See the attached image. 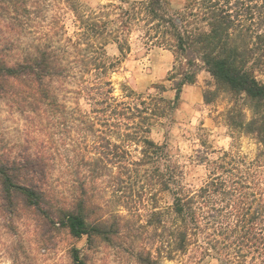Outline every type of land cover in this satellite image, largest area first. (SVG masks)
<instances>
[{"label": "trees", "instance_id": "obj_1", "mask_svg": "<svg viewBox=\"0 0 264 264\" xmlns=\"http://www.w3.org/2000/svg\"><path fill=\"white\" fill-rule=\"evenodd\" d=\"M63 1L78 18L81 32L60 50L50 41L26 49L13 41L43 11L44 0H0V101L36 130L33 125L45 115H60L66 123L75 117L81 145L80 154L70 158L69 192L53 184L52 164L41 145L32 151L27 143L18 154L0 151L5 228L14 230L15 220L30 218L46 250L57 233L85 238L84 250H69V264H96L102 248L116 250L129 264H164L191 252L195 264L208 257L217 264H264V81L257 75L264 70V0H186L177 12L168 0L138 4L156 31V45L170 50L180 68L202 61L216 85L205 101L212 102L219 92L230 96L226 124L235 149L212 161L203 158L209 161V174L196 186L186 183L168 146L150 137L156 122L178 107L183 88L195 83V72L183 70L173 100L132 90L123 96L127 100L118 99L112 82L102 80L120 59L108 62L105 48L115 43L124 57L128 43L121 32L132 27L136 15L125 10L126 20H103L108 15L103 11L82 14L79 0ZM74 70L83 80L95 73L100 81L86 88L93 101L88 113L67 112L60 102L57 84L65 89L77 77ZM154 89L166 91L163 86ZM242 135L255 141L254 157L237 147ZM107 177L113 197L128 215L142 207V224L103 211L96 189ZM162 194L171 198L166 207L160 206Z\"/></svg>", "mask_w": 264, "mask_h": 264}, {"label": "rangeland", "instance_id": "obj_2", "mask_svg": "<svg viewBox=\"0 0 264 264\" xmlns=\"http://www.w3.org/2000/svg\"><path fill=\"white\" fill-rule=\"evenodd\" d=\"M143 1L79 0V8L82 14L102 11L107 13L108 15H103V20L118 18L126 20L127 16L122 13L125 10L131 11V15H136L132 27L121 32V37L128 43L124 57L121 56L115 43L111 42L105 48L108 62L115 63L117 58L120 59L102 80L104 82L109 79L112 82L113 95L118 99L122 100L126 92L132 90L144 97L154 95L173 100L176 95L175 84L182 79L180 74L183 70L195 72V83L183 88L178 107L156 122L150 137L156 143L168 146L185 173L186 183L196 186L207 179L209 161L215 160L224 151L235 149L232 148L234 143L226 124V114L231 106L230 96L219 92L212 102L205 101V94L215 91L214 79L202 61L198 60L193 67L187 66L182 69L170 50L156 45V31L152 29V25H149V18L138 6ZM168 1L176 12L182 10L186 2V0ZM44 3L46 7L29 22L28 29L17 31L21 35H14L13 41L17 48L26 49L39 41L43 43L50 41L61 50L68 46V40L79 39L81 24L68 5L63 0H44ZM104 6L106 8L102 9ZM132 8L136 9L133 11ZM117 24L116 22L114 25ZM45 34L47 37L44 36ZM83 42L86 41L83 39ZM69 50L72 52L70 59H73L75 49L70 47ZM72 74L77 77L71 78L64 85L65 89H60V84H57L60 102L65 105L67 112L80 110L88 113L92 109L93 101L89 99L86 88L100 81L95 73L86 75L84 80L83 74L78 73L77 70ZM257 75L264 81V70ZM155 86H163L166 91L161 94L154 89ZM61 110L65 111L63 107ZM74 118L69 120L75 122ZM72 122L66 123L62 116L49 114L35 122L33 126H38L36 130L27 125L22 115L0 101V151L18 154L28 145L27 143L33 147L32 151L35 146L39 148L41 145L40 148H44L52 164L53 184L60 190L69 192L67 190L70 186V158L81 152L77 128ZM237 147L249 157H254L257 151L255 141L243 135L237 137ZM205 157L209 161L203 162ZM109 180L110 178L107 177L96 189L99 193L97 202L104 206L103 211L118 212L123 216H130L132 224L138 222L142 224V207L140 206L137 214L128 215L120 208L119 201L113 197V188ZM137 190L142 192L140 188ZM170 203V195L162 194L160 206L166 207ZM34 229L30 218L15 220L14 230L6 229L0 218V264H69L68 252L72 247L85 249V238L73 240L65 232H61L56 234L54 245L48 246L49 249L46 250L38 242ZM139 242L142 243V234L137 243ZM193 256L194 252H191L174 261L165 260L164 264H195L191 262L195 260ZM125 261H128L127 257H121L114 249L102 248L95 256L96 264L130 263ZM199 264H217V262L212 257H208Z\"/></svg>", "mask_w": 264, "mask_h": 264}]
</instances>
